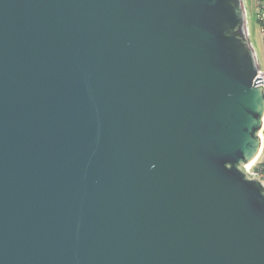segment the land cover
Listing matches in <instances>:
<instances>
[{"label":"water","instance_id":"obj_1","mask_svg":"<svg viewBox=\"0 0 264 264\" xmlns=\"http://www.w3.org/2000/svg\"><path fill=\"white\" fill-rule=\"evenodd\" d=\"M241 0H0V264H264V92Z\"/></svg>","mask_w":264,"mask_h":264},{"label":"built area","instance_id":"obj_2","mask_svg":"<svg viewBox=\"0 0 264 264\" xmlns=\"http://www.w3.org/2000/svg\"><path fill=\"white\" fill-rule=\"evenodd\" d=\"M242 1V5L244 8V13H245V26L247 22L246 18V10L244 7V0ZM255 9H256V22L259 25L260 29V34H261V41L264 49V0H252ZM256 60V59H255ZM257 65V73L256 77H260L261 80V85L263 87V92H264V69H261L256 61ZM257 136L259 139V148L257 152V157L253 164L250 166L251 171L248 169H245L247 172H245V176L248 179H256L258 180L261 185L264 187V112L261 118V125L259 130L257 131Z\"/></svg>","mask_w":264,"mask_h":264},{"label":"rangeland","instance_id":"obj_3","mask_svg":"<svg viewBox=\"0 0 264 264\" xmlns=\"http://www.w3.org/2000/svg\"><path fill=\"white\" fill-rule=\"evenodd\" d=\"M246 10L247 24L250 31V45L253 49L258 66L264 69V49L261 41L259 25L256 22V9L252 0H244ZM242 172H247L244 167L240 168ZM251 171V167L249 169Z\"/></svg>","mask_w":264,"mask_h":264},{"label":"flooded vegetation","instance_id":"obj_4","mask_svg":"<svg viewBox=\"0 0 264 264\" xmlns=\"http://www.w3.org/2000/svg\"><path fill=\"white\" fill-rule=\"evenodd\" d=\"M246 36H247V39H248V42L250 43V31H249V27H248V24L246 22Z\"/></svg>","mask_w":264,"mask_h":264},{"label":"bare ground","instance_id":"obj_5","mask_svg":"<svg viewBox=\"0 0 264 264\" xmlns=\"http://www.w3.org/2000/svg\"><path fill=\"white\" fill-rule=\"evenodd\" d=\"M256 157H257V155L255 156V158H254L252 161H250L249 163H247V164L244 166V168H245V169H248V168L253 164V162L255 161Z\"/></svg>","mask_w":264,"mask_h":264}]
</instances>
